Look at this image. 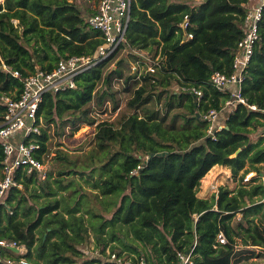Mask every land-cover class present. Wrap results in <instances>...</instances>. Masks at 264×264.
Returning <instances> with one entry per match:
<instances>
[{
    "label": "trees",
    "instance_id": "trees-1",
    "mask_svg": "<svg viewBox=\"0 0 264 264\" xmlns=\"http://www.w3.org/2000/svg\"><path fill=\"white\" fill-rule=\"evenodd\" d=\"M248 4L249 0L194 4L132 0L126 43L114 55L131 47L137 51L131 53L133 60L143 58L142 50L156 60V71L144 76L145 83L129 100L136 111L118 126L108 120L96 125L95 148L86 168L59 153L63 165L55 177L52 171L44 179L37 173L22 174L23 188H13L1 205L0 235L25 244V256L33 264H76L86 257L81 247L89 244L92 235L102 256L108 248L107 258L113 252L129 251L135 260L152 264H181L179 252L188 253L193 245L192 263L187 264H235L240 244L264 249V181L250 189L243 181L250 167L264 162V111L240 104L228 112L225 126L214 136L207 132L204 118L230 97L210 79L214 71L234 72ZM95 12L96 8L88 7L83 11L73 0H4L0 4V93H21L23 81L12 74L15 70L24 77L36 64L51 70L63 58L95 54L104 41L101 31L88 22ZM4 63L12 71L5 70ZM106 63L80 74L75 88L47 93L39 115L48 123L65 121L72 127L80 122L95 124L90 102L103 97L96 94L99 81L108 83L113 74L123 77L122 68L104 76ZM134 77L128 75L126 82ZM173 84L179 89H170ZM191 86L203 91L201 101L187 90ZM165 92L169 108L176 102L188 112L179 126L176 119L169 122L167 116L146 107L155 95ZM242 93L249 103L264 109V14L260 38L243 71ZM4 112L0 102V122ZM258 130L261 133L253 139ZM38 138L42 157L48 150L46 128ZM4 157L0 142V177ZM217 164L229 166L235 176L242 171L240 189L251 200L248 206L243 207L238 193L228 186L221 185L212 198L197 195L201 179ZM122 230L131 233V239L119 235ZM221 232L225 243L218 239ZM116 240L121 248L112 243ZM107 258L103 261L96 255L79 264H114Z\"/></svg>",
    "mask_w": 264,
    "mask_h": 264
},
{
    "label": "built area",
    "instance_id": "built-area-1",
    "mask_svg": "<svg viewBox=\"0 0 264 264\" xmlns=\"http://www.w3.org/2000/svg\"><path fill=\"white\" fill-rule=\"evenodd\" d=\"M248 11L244 19V37L238 44L233 61L234 72L230 75L221 71H214L211 75L213 86L222 92H228L230 97L222 104L221 108H212L204 118L207 120V132L215 135L216 131L225 126L224 119L229 111H235L238 106L245 105L253 110H262L257 104L249 103L242 93L243 71L247 67L254 53V47L260 38V22L264 14V0H249ZM132 0H100L96 12L88 18L91 28L101 31L103 43L95 54L72 55L61 59L56 67L47 70L36 64L34 71L22 77L17 70L12 74L21 77L23 88L18 96L0 93V102L5 105V112L0 122V142L4 148L3 175L0 177V212L9 192L15 188H23L22 174L37 173L43 178L46 176V164L39 157L40 142L38 135L42 133L44 117L39 115L40 105L44 96L49 93H58L77 86V78L83 72L91 69L102 61H106L126 43V32L131 20ZM188 16L183 23L187 26ZM193 34L190 33L189 37ZM151 60V59H150ZM146 67L147 72H155V63L148 66L144 58L132 62L131 68L137 76L140 69ZM5 70L12 71L11 67L3 64ZM134 79L136 75H134ZM199 101L203 91L196 87H187ZM264 135V133H263ZM235 156V154H232ZM141 166L133 170L136 173ZM249 180V178L247 179ZM247 182V181H246ZM218 239L226 242L224 233ZM195 245L188 253L179 252L181 264L192 263V253ZM110 253V251H108ZM27 247L19 241L0 235V262L6 264H32L25 256ZM96 255L102 258L100 250H95ZM95 255V256H96ZM114 264H152L145 259L135 260L124 252L119 255L111 253L107 258Z\"/></svg>",
    "mask_w": 264,
    "mask_h": 264
},
{
    "label": "rangeland",
    "instance_id": "rangeland-1",
    "mask_svg": "<svg viewBox=\"0 0 264 264\" xmlns=\"http://www.w3.org/2000/svg\"><path fill=\"white\" fill-rule=\"evenodd\" d=\"M3 1L4 0H0V4ZM73 1L77 2L82 7L83 11H86L87 7L95 9L99 2V0ZM179 1H188L191 4H194L201 0ZM14 22L18 23L17 20H14ZM147 52L148 51L146 50H142L140 52V56L144 58V62H148L149 66L150 64L155 63L156 60H154L152 55L148 54ZM131 53L136 54L137 51L131 47H126L120 50L113 57L107 59L104 76H106L110 71H114L117 68H122L123 77L118 76V74H113L111 75L108 83H106L103 78L99 81L96 94L102 95L103 97L100 99L98 96H96L90 102L91 113L96 119L95 124L90 125L88 123L80 122L76 126L72 127L71 124L66 125L65 121H59L58 123H48L45 119L43 120L42 129L46 128L49 133V140L47 141L48 150L43 155V159L46 164V176L50 171L53 172V177L58 174V169L63 165V160L59 158V153L67 155L70 158L68 160L73 164L75 163L76 166L86 168L87 165H90L88 162V160H90L89 155L95 148L96 125L103 120H108L118 126L126 115L136 111V109L129 104V100L134 97L136 89L145 83L144 76H146L149 72L146 71L147 66H143L140 69L139 77L133 72L131 65L134 60L132 58L133 54ZM120 60L126 61L124 64L119 65ZM128 75H136L137 79L131 78L129 82H126ZM170 89L178 90L179 87L176 84H173ZM150 92L151 88H149V93ZM147 95L148 93L145 94V97ZM167 100V92L161 96L155 95L149 101V103L146 104V107L153 108L154 110L159 111L162 115L167 116L169 122H172L174 119H176L178 122L177 125L179 126L182 122H184L183 115L188 112L184 108L178 107L176 102H174L175 106L169 108L167 105ZM140 112H142V110H140ZM260 131H262V129ZM260 131L258 130L256 133H253L252 138L256 139L261 133ZM67 164L69 163L67 162ZM248 167H250V165H248ZM250 169L252 170L246 173L243 178V181H247L249 183L246 184V188L248 189H250L252 184L258 183L260 181L262 182L264 180V162L257 163L254 168L250 167ZM241 175L242 171L239 175L235 176L229 166L217 164L213 166V168L201 179V185L198 189L197 195L203 198H212L214 194H217L221 185L228 186L230 189L238 193L240 204L243 207H246L250 204L251 200L248 199L247 195L244 193V190L240 189L243 182L240 177ZM254 176H256V178L254 181H252ZM44 178L42 177V179ZM248 178L249 180H247ZM31 192H33L32 188L29 189V193ZM258 199L259 197L254 198L256 201H258ZM262 199L264 200V196ZM30 201H34L32 196ZM118 233L119 235L124 236L125 240L131 239V233L128 234L124 230L118 231ZM112 243L118 244L120 248L122 247L117 240L113 241ZM119 246L118 249H120ZM81 248L84 250L86 257H81L76 264L83 262V259L95 257L96 248L93 235L91 236L89 244ZM108 251H110V248L107 249V254ZM123 252L127 256H134V254L130 253L129 251ZM107 254L105 253L104 256H102L103 261H106ZM235 258V264H264V249L240 244L237 248Z\"/></svg>",
    "mask_w": 264,
    "mask_h": 264
},
{
    "label": "water",
    "instance_id": "water-1",
    "mask_svg": "<svg viewBox=\"0 0 264 264\" xmlns=\"http://www.w3.org/2000/svg\"><path fill=\"white\" fill-rule=\"evenodd\" d=\"M241 151V149H238L236 152H235V155H237L239 152ZM163 153H157V155H162ZM154 155V154H153ZM196 223H197V219L194 220L193 222V227L195 228L196 227Z\"/></svg>",
    "mask_w": 264,
    "mask_h": 264
},
{
    "label": "crops",
    "instance_id": "crops-1",
    "mask_svg": "<svg viewBox=\"0 0 264 264\" xmlns=\"http://www.w3.org/2000/svg\"><path fill=\"white\" fill-rule=\"evenodd\" d=\"M264 133V132H263ZM263 133H262V135H263ZM264 136V135H263ZM257 248H259V247H257Z\"/></svg>",
    "mask_w": 264,
    "mask_h": 264
},
{
    "label": "clouds",
    "instance_id": "clouds-1",
    "mask_svg": "<svg viewBox=\"0 0 264 264\" xmlns=\"http://www.w3.org/2000/svg\"><path fill=\"white\" fill-rule=\"evenodd\" d=\"M135 61V60H134ZM236 156V155H235ZM264 181V180H263ZM263 200V199H262Z\"/></svg>",
    "mask_w": 264,
    "mask_h": 264
}]
</instances>
